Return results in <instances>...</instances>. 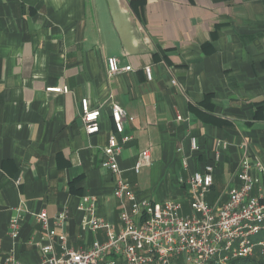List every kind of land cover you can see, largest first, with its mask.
<instances>
[{
	"label": "crops",
	"instance_id": "1",
	"mask_svg": "<svg viewBox=\"0 0 264 264\" xmlns=\"http://www.w3.org/2000/svg\"><path fill=\"white\" fill-rule=\"evenodd\" d=\"M110 56L133 69L110 76ZM83 98L101 110L97 133L85 130ZM263 100L264 0H0V264L8 253L40 263L43 209L69 210L75 247L106 239L103 230L82 237L90 214L80 203L95 200L96 215L118 229L114 177L101 165L114 104L135 117L124 120L133 138L119 163L141 198L179 200L190 213L179 178L213 161L220 141L207 200L226 201L245 161L259 179L252 194L264 193V120L254 118Z\"/></svg>",
	"mask_w": 264,
	"mask_h": 264
},
{
	"label": "built area",
	"instance_id": "2",
	"mask_svg": "<svg viewBox=\"0 0 264 264\" xmlns=\"http://www.w3.org/2000/svg\"><path fill=\"white\" fill-rule=\"evenodd\" d=\"M107 67L110 76L133 69L130 64L121 66L114 56L107 58ZM144 70L151 80L152 67L146 65ZM48 90L67 91L68 87H49ZM81 110L86 132H99L100 108H92L88 99L83 98ZM126 118L135 120L124 107L114 104V131L108 135L101 162L114 177V195L119 201L118 229L106 218L96 215L95 200L80 203L78 209L90 214L81 222L82 237L85 238L89 232L103 230L106 239L96 238L89 245L75 247L70 245V236L64 228L69 210L65 208L50 216L43 209L36 214L46 235V242L41 245L39 264H230L233 259L253 255L258 246L264 259V238L261 237L264 231V193L252 194L259 180L251 173L253 166L243 162L238 173L240 184L230 188L224 203L211 204L207 195L221 161L219 149L226 147L220 141L213 161L186 178H179L191 197L190 213L184 212V205L179 200L160 202L141 198L130 180L125 178L119 163L123 145L133 138L124 132ZM181 118L178 115V119ZM192 148H198L195 138L192 139ZM142 156L134 166L136 172L149 158V150H144ZM183 165L189 168L187 158L183 159ZM255 165L259 170L263 169L261 162ZM19 215L9 223L13 238L20 234ZM5 264L22 263L13 253H8Z\"/></svg>",
	"mask_w": 264,
	"mask_h": 264
},
{
	"label": "trees",
	"instance_id": "3",
	"mask_svg": "<svg viewBox=\"0 0 264 264\" xmlns=\"http://www.w3.org/2000/svg\"><path fill=\"white\" fill-rule=\"evenodd\" d=\"M207 98H209V94L207 96ZM204 103L207 104V101H203ZM211 107L213 108V105H211ZM210 108V110L212 109ZM212 120H215V121H219V119H217L216 117H210ZM254 118H257V119H263L264 120V100L263 101H259L257 103H255V112H254ZM257 248H261L260 246H258ZM256 248V250H257ZM260 250V249H259ZM251 258V256H248V257H244V259L242 258H236V259H233L231 262V264L239 261V260H249ZM263 260V259H262ZM260 260L258 262V264H264V261Z\"/></svg>",
	"mask_w": 264,
	"mask_h": 264
},
{
	"label": "rangeland",
	"instance_id": "4",
	"mask_svg": "<svg viewBox=\"0 0 264 264\" xmlns=\"http://www.w3.org/2000/svg\"><path fill=\"white\" fill-rule=\"evenodd\" d=\"M261 237L264 238V231L261 232ZM242 259H244V258H242ZM262 259H263V255L261 253V248H257V250H255L254 254L251 255V258L249 260H239L233 264H258V262ZM232 262H230V264Z\"/></svg>",
	"mask_w": 264,
	"mask_h": 264
}]
</instances>
